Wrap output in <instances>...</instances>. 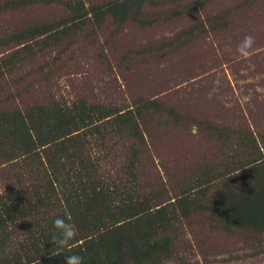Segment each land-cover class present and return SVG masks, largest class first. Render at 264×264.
I'll return each mask as SVG.
<instances>
[{
    "label": "rangeland",
    "instance_id": "obj_1",
    "mask_svg": "<svg viewBox=\"0 0 264 264\" xmlns=\"http://www.w3.org/2000/svg\"><path fill=\"white\" fill-rule=\"evenodd\" d=\"M66 1L88 9L114 0H57L1 12L0 38L67 19ZM172 1L161 9L146 8L174 12L168 20L117 27L106 17L101 26L85 25L57 44L36 47L33 55H19L13 66L4 61L19 46L0 48V110L78 100L119 109L140 100L162 104L164 113L142 111V143L128 133H107L102 142L92 138L99 173L110 183H127L126 166L132 150L137 152L133 173L140 193L175 197L208 170L223 171L228 163L256 157L240 145L246 130L264 153V0ZM248 35L253 44L242 56L237 49ZM37 178L27 162L0 161V196ZM20 223L5 232L12 233V250L23 238ZM170 242L172 258L163 264H264V234L227 229L205 213L177 223Z\"/></svg>",
    "mask_w": 264,
    "mask_h": 264
},
{
    "label": "trees",
    "instance_id": "obj_2",
    "mask_svg": "<svg viewBox=\"0 0 264 264\" xmlns=\"http://www.w3.org/2000/svg\"><path fill=\"white\" fill-rule=\"evenodd\" d=\"M54 2L12 0L0 4V13ZM170 2L174 3L114 0L86 9L83 3L75 6L74 1H66L67 19L27 26L0 38V48L19 46L4 65L13 66L19 55H33L36 47L57 44L85 25L101 26L106 17L117 27L132 21L144 28L168 20L176 14L148 13L146 8L161 9ZM145 110L165 112L153 100H140L125 109L78 100L0 110V161L27 162L38 175L35 183L0 196V264H63V256L73 252L84 257L85 264H163L172 258L170 232L177 223L201 213L227 229L264 234V153L249 130L240 145L248 146L256 157L228 163L223 171L208 170L175 197L165 191H138L135 150L126 166L127 183L102 178L99 155L93 156L90 150L97 143L92 138L102 142L107 133H128L142 143L139 119ZM168 113L178 117L171 110ZM57 216H66L78 228L68 249L59 253L51 243L52 221ZM15 221L21 222L23 238L12 250V233L5 232Z\"/></svg>",
    "mask_w": 264,
    "mask_h": 264
},
{
    "label": "clouds",
    "instance_id": "obj_3",
    "mask_svg": "<svg viewBox=\"0 0 264 264\" xmlns=\"http://www.w3.org/2000/svg\"><path fill=\"white\" fill-rule=\"evenodd\" d=\"M253 44V37L251 35L245 36L243 41L238 46L237 51L242 56L248 55V49ZM53 229L55 230L51 235V243L55 246L57 253L68 249V246L74 241L78 234V228L72 221L68 220L66 216H57L52 221ZM52 256H57L53 254ZM63 264H85L84 257L78 253H71L63 256Z\"/></svg>",
    "mask_w": 264,
    "mask_h": 264
}]
</instances>
